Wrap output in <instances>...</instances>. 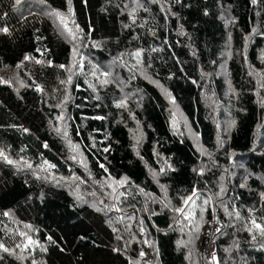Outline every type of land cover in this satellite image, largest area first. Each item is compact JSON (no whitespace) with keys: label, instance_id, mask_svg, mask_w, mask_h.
Listing matches in <instances>:
<instances>
[{"label":"trees","instance_id":"obj_1","mask_svg":"<svg viewBox=\"0 0 264 264\" xmlns=\"http://www.w3.org/2000/svg\"><path fill=\"white\" fill-rule=\"evenodd\" d=\"M214 221L264 264V0H0V264H205Z\"/></svg>","mask_w":264,"mask_h":264},{"label":"built area","instance_id":"obj_2","mask_svg":"<svg viewBox=\"0 0 264 264\" xmlns=\"http://www.w3.org/2000/svg\"><path fill=\"white\" fill-rule=\"evenodd\" d=\"M221 229V225L214 221L210 224L209 234L205 237L203 247H200L202 256L207 258L205 264L215 263L216 260V246L215 235Z\"/></svg>","mask_w":264,"mask_h":264},{"label":"rangeland","instance_id":"obj_3","mask_svg":"<svg viewBox=\"0 0 264 264\" xmlns=\"http://www.w3.org/2000/svg\"><path fill=\"white\" fill-rule=\"evenodd\" d=\"M206 95H207V93H206ZM171 110H172V112L174 113V119L172 120V121H174V122H178V123H181L183 126H185V122H184V120L182 119V117L180 116V114H178V111L176 110V108L174 107V106H171ZM214 110V109H213ZM215 111V110H214ZM186 131H187V133H188V135H189V137H190V139L193 141V143L195 144V145H199V142H198V139H197V137L195 136V134L193 133V132H191L188 128H186ZM205 239V238H204ZM202 240L201 241V243H200V247H203V244H204V241L205 240ZM149 252H150V255H149V259H151V260H154V255H153V253L151 252V250H150V248H149ZM143 254V253H142ZM144 255V254H143ZM143 255H141V256H143ZM202 263V262H201Z\"/></svg>","mask_w":264,"mask_h":264}]
</instances>
